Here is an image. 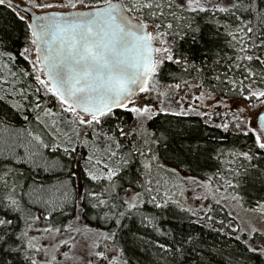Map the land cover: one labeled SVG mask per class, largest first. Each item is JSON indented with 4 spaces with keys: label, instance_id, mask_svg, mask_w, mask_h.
<instances>
[{
    "label": "snow or ice",
    "instance_id": "6c2138e0",
    "mask_svg": "<svg viewBox=\"0 0 264 264\" xmlns=\"http://www.w3.org/2000/svg\"><path fill=\"white\" fill-rule=\"evenodd\" d=\"M205 228L264 264V0H0V264H211Z\"/></svg>",
    "mask_w": 264,
    "mask_h": 264
},
{
    "label": "trees",
    "instance_id": "16d2710c",
    "mask_svg": "<svg viewBox=\"0 0 264 264\" xmlns=\"http://www.w3.org/2000/svg\"><path fill=\"white\" fill-rule=\"evenodd\" d=\"M7 16V14H5ZM218 219L223 218L222 216H218ZM167 219V217H166ZM164 228H167L168 225L165 224L163 225ZM216 227H219L218 225ZM197 237L199 238V232L195 233ZM160 239H164L161 237ZM203 239L206 241V243L203 245L208 251L212 253V255L215 257V260L211 261V264H217V262L221 261L222 259L227 258V254L237 248V244L235 241L231 240L230 237H228L224 233L218 234L215 231H210L209 229L205 228L203 230ZM223 250L224 255L221 256L218 254L216 250ZM246 255H251V254H246ZM251 264H260L259 260H252Z\"/></svg>",
    "mask_w": 264,
    "mask_h": 264
},
{
    "label": "rangeland",
    "instance_id": "374dc122",
    "mask_svg": "<svg viewBox=\"0 0 264 264\" xmlns=\"http://www.w3.org/2000/svg\"><path fill=\"white\" fill-rule=\"evenodd\" d=\"M15 2L20 4V5H24L25 4V0H15Z\"/></svg>",
    "mask_w": 264,
    "mask_h": 264
},
{
    "label": "water",
    "instance_id": "95a60500",
    "mask_svg": "<svg viewBox=\"0 0 264 264\" xmlns=\"http://www.w3.org/2000/svg\"><path fill=\"white\" fill-rule=\"evenodd\" d=\"M17 4H18V3H17ZM18 5H20V4H18ZM20 6H22V7H23L24 5H20Z\"/></svg>",
    "mask_w": 264,
    "mask_h": 264
}]
</instances>
